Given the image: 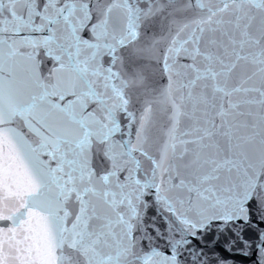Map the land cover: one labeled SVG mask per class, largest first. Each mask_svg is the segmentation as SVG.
<instances>
[{"label": "snow or ice", "instance_id": "1", "mask_svg": "<svg viewBox=\"0 0 264 264\" xmlns=\"http://www.w3.org/2000/svg\"><path fill=\"white\" fill-rule=\"evenodd\" d=\"M0 264H264V0H0Z\"/></svg>", "mask_w": 264, "mask_h": 264}]
</instances>
